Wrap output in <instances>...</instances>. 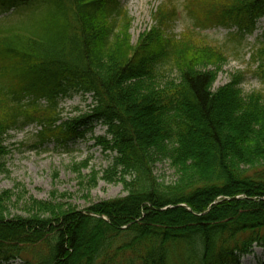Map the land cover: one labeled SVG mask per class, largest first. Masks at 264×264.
<instances>
[{"label": "trees", "instance_id": "trees-1", "mask_svg": "<svg viewBox=\"0 0 264 264\" xmlns=\"http://www.w3.org/2000/svg\"><path fill=\"white\" fill-rule=\"evenodd\" d=\"M22 6L29 23L0 18V173L10 132L34 125L33 147L68 149L100 124L109 163L92 183H121L126 196L85 213L31 199L9 219L13 191L2 192L0 264H240L264 251V35L250 54L260 88L248 95L243 74L213 90L228 56L190 38L208 24L253 32L264 0H183V39L167 35L178 17L166 0L135 45L120 0H0V14ZM75 95L89 111L63 118L60 102ZM161 159L177 175L168 185L153 175ZM41 245L42 259L25 258Z\"/></svg>", "mask_w": 264, "mask_h": 264}, {"label": "rangeland", "instance_id": "rangeland-1", "mask_svg": "<svg viewBox=\"0 0 264 264\" xmlns=\"http://www.w3.org/2000/svg\"><path fill=\"white\" fill-rule=\"evenodd\" d=\"M165 1L120 0L129 18L132 19L128 31L132 45H135L141 35L153 26V14ZM173 2L177 8L178 19L172 24L167 35H176L183 39L186 35L185 30L190 24L182 9L183 0H173ZM26 14L28 11H25L22 6L17 7L16 10H10L7 14H2L0 18L7 15L9 17H6L5 23H16L26 21ZM208 26L212 27L190 38L203 39L215 46L220 45L228 56L227 62L216 71L217 76L212 89L216 90L229 83L233 76L243 74V81L239 87L243 95L258 90L260 83L251 74L254 66L250 65V54L264 35V19L257 20L254 31L244 32L242 37L238 35V29L235 26L232 28L214 27L209 24ZM200 67L203 70L214 69L208 64ZM177 77V73L173 72L166 74L164 78L175 80ZM90 104L91 100L87 96L86 99L78 95L66 98L60 102L62 116L63 118H74L83 115L89 111L88 105ZM38 131H40L39 127L30 125L22 131L10 132L3 144L8 154L1 160L4 168L0 173V194L6 190L13 191L14 196L8 205L7 217L9 219L15 216H25V209L31 199L60 204L66 212L74 210L85 213L87 208L101 201L126 196L121 183L107 184L99 179L93 185L91 180L92 170H104L109 163L107 159L109 153L104 152L95 141L96 138L105 135L106 127L94 124L92 131L85 133L82 139L69 142L68 149L53 142L33 147ZM152 169L155 178L165 185L174 182L177 178L174 168L167 160H157L153 163ZM44 248L43 245L29 247V253L25 255V258L32 259L34 254H38L37 260L42 259L46 253ZM103 262L104 260H100L99 264ZM10 264L23 263L16 260ZM240 264H264L263 249L255 246L249 255L241 259Z\"/></svg>", "mask_w": 264, "mask_h": 264}]
</instances>
